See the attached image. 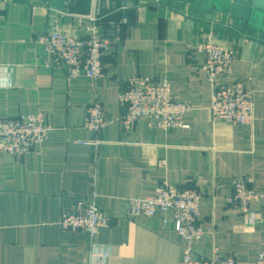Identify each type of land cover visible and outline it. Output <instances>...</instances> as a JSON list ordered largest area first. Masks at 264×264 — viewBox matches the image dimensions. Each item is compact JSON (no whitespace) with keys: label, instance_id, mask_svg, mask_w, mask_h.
<instances>
[{"label":"crops","instance_id":"obj_1","mask_svg":"<svg viewBox=\"0 0 264 264\" xmlns=\"http://www.w3.org/2000/svg\"><path fill=\"white\" fill-rule=\"evenodd\" d=\"M95 13L99 33L110 40L103 76L69 79L46 64L36 41L53 30L81 35ZM208 39L233 50L230 76L255 96L254 121H213V85L197 46ZM168 78L174 97L190 106L180 127L164 130L139 119L131 132L118 122V94L126 80ZM95 96L107 124L84 127ZM43 112L49 126L38 151L0 154V264H177L182 238L170 211L128 218L129 198L153 196L163 180L202 192V237L191 248L200 257L232 256L251 264L264 242V199L251 202V220L226 202L233 180L253 178L264 195V32L240 26L227 13L172 0H0V118ZM96 141L95 144H93ZM77 200H94L110 218L92 238L62 230L59 219ZM160 217L169 220L161 226ZM106 257L102 256L104 251Z\"/></svg>","mask_w":264,"mask_h":264},{"label":"built area","instance_id":"obj_2","mask_svg":"<svg viewBox=\"0 0 264 264\" xmlns=\"http://www.w3.org/2000/svg\"><path fill=\"white\" fill-rule=\"evenodd\" d=\"M88 26L81 35L53 30L38 36L36 41L43 45L46 64L61 68L69 79L85 76L98 80L103 76L102 57L110 46L108 37L99 33L95 13L87 16ZM204 55L201 69L213 85L208 108L210 119L231 125H249L254 121V92L247 90L240 80L228 84H216L218 76H230L233 67V50L224 44L208 39L197 46ZM118 102L124 108L118 118L124 132H131L139 119L154 122L157 127L168 130L180 127L190 106L177 100L172 94L168 78L153 80L137 75L126 80V88L118 94ZM107 124L102 105L95 96L90 100L84 118V127L98 132ZM49 126L41 111L20 117L0 118V154L8 153L21 157L30 150L38 151L47 138ZM96 141L93 143L95 144ZM253 178H234L232 194L226 202L235 206L241 214L251 220V202L262 201L264 195L253 188ZM202 192L161 181L153 196L129 198L127 217H154L158 211H170L175 232L182 238V256L177 264H236L232 256H220L214 248L211 256L200 257L191 248L204 231L198 223L199 203ZM161 226L169 220L160 217ZM62 230H83L89 237L97 234L100 227L108 226L106 216L94 200H77L69 212H62L59 219ZM264 223V216H263ZM107 250L102 253L103 257ZM93 264V263H90ZM251 264H264V242Z\"/></svg>","mask_w":264,"mask_h":264},{"label":"water","instance_id":"obj_3","mask_svg":"<svg viewBox=\"0 0 264 264\" xmlns=\"http://www.w3.org/2000/svg\"><path fill=\"white\" fill-rule=\"evenodd\" d=\"M59 7L65 0H56ZM84 2L85 0H76ZM121 2L123 8L128 1L137 0H113ZM157 1V0H152ZM183 5H192L208 11L227 13L238 25L248 26L264 32V0H172Z\"/></svg>","mask_w":264,"mask_h":264}]
</instances>
